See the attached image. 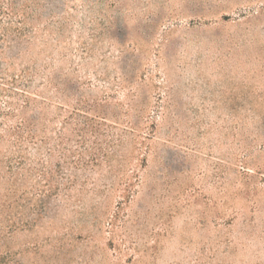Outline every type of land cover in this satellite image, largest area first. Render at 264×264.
<instances>
[{
    "label": "rangeland",
    "instance_id": "1",
    "mask_svg": "<svg viewBox=\"0 0 264 264\" xmlns=\"http://www.w3.org/2000/svg\"><path fill=\"white\" fill-rule=\"evenodd\" d=\"M0 264H264V0H0Z\"/></svg>",
    "mask_w": 264,
    "mask_h": 264
}]
</instances>
